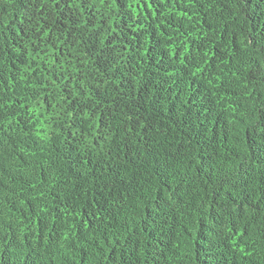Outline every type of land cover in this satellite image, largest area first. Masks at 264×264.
I'll return each mask as SVG.
<instances>
[{
    "label": "trees",
    "instance_id": "obj_1",
    "mask_svg": "<svg viewBox=\"0 0 264 264\" xmlns=\"http://www.w3.org/2000/svg\"><path fill=\"white\" fill-rule=\"evenodd\" d=\"M0 264H264V0H0Z\"/></svg>",
    "mask_w": 264,
    "mask_h": 264
}]
</instances>
